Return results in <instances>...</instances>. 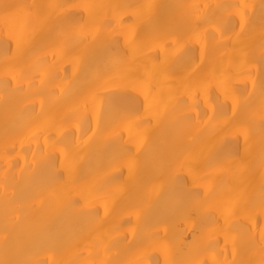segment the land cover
Masks as SVG:
<instances>
[{"label":"bare ground","instance_id":"1","mask_svg":"<svg viewBox=\"0 0 264 264\" xmlns=\"http://www.w3.org/2000/svg\"><path fill=\"white\" fill-rule=\"evenodd\" d=\"M0 264H264V0H0Z\"/></svg>","mask_w":264,"mask_h":264}]
</instances>
